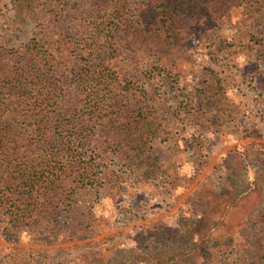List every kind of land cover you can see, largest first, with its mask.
<instances>
[{"label":"trees","instance_id":"trees-1","mask_svg":"<svg viewBox=\"0 0 264 264\" xmlns=\"http://www.w3.org/2000/svg\"><path fill=\"white\" fill-rule=\"evenodd\" d=\"M13 3L16 20L35 23L39 37L18 48L0 43V214L42 234L57 233L80 209V190L83 197L91 190L99 196L92 173L105 167L99 159L116 158L135 171L143 161L134 153L147 140L167 138L160 135L168 131L161 129L154 95L139 91L131 73L175 68L174 56L230 18L232 7L242 10V19L264 24V0H141L135 7H109L107 0ZM146 54L152 59L147 64ZM206 70L195 115L229 117L236 106L215 70ZM227 165L232 177L237 174L233 156ZM119 172L111 171L108 181H125ZM169 231L154 234L155 242L168 248L181 230ZM253 237V250L227 251L232 264H243L248 254L249 264H264V217Z\"/></svg>","mask_w":264,"mask_h":264},{"label":"rangeland","instance_id":"rangeland-1","mask_svg":"<svg viewBox=\"0 0 264 264\" xmlns=\"http://www.w3.org/2000/svg\"><path fill=\"white\" fill-rule=\"evenodd\" d=\"M107 1L109 7L141 3ZM13 2L0 0V43L18 48L39 37V29L16 20ZM234 8L218 28L194 36L174 56L175 68L131 73L139 91L154 95L161 129L168 131L160 134L167 138L147 140L134 153L142 166L130 171L133 164L98 158L105 166L92 171L99 196L91 190L83 197L80 190V209L64 218L57 233H34L0 214V264H232L227 251L253 250V230L264 217V24L242 19V10ZM207 68L236 106L229 117L195 115ZM230 156L238 171L233 177ZM111 171L126 180L108 181ZM197 223L200 228L188 232ZM164 229L181 230L168 248L155 242L154 234Z\"/></svg>","mask_w":264,"mask_h":264}]
</instances>
